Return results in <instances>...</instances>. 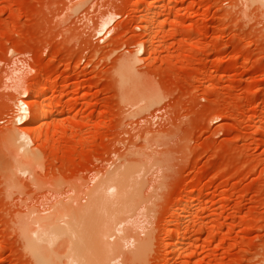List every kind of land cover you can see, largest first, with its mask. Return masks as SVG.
<instances>
[{
    "label": "rangeland",
    "instance_id": "obj_1",
    "mask_svg": "<svg viewBox=\"0 0 264 264\" xmlns=\"http://www.w3.org/2000/svg\"><path fill=\"white\" fill-rule=\"evenodd\" d=\"M261 5L0 0V264H37L27 241L35 219L54 218L61 206L67 212L87 207L104 180L96 199L102 202L95 201L83 220L115 224L112 230L111 222L98 220L112 232L106 242L118 239L102 245L124 247L122 262L115 263L117 247L118 258L107 256L110 264H264ZM122 60L131 61L122 62L131 67L125 77ZM150 90L159 100L142 103ZM34 92L41 96L36 102L29 98ZM47 106L49 116L39 124L37 113ZM35 130L40 133L34 137ZM9 133L15 135L10 145L19 147H7ZM21 149L35 152L36 163L24 162ZM124 192L135 201L126 202ZM120 196L127 204L116 211ZM78 218L79 226L72 223L77 235L41 244L51 264L66 263L68 240L77 242L83 232L90 243L97 232L102 247L99 222L83 231L87 220L81 226ZM123 230L130 239L120 238ZM172 240L181 247L171 249ZM97 250L98 259L89 254L93 250L84 252L94 256L92 264L103 257Z\"/></svg>",
    "mask_w": 264,
    "mask_h": 264
},
{
    "label": "bare ground",
    "instance_id": "obj_2",
    "mask_svg": "<svg viewBox=\"0 0 264 264\" xmlns=\"http://www.w3.org/2000/svg\"><path fill=\"white\" fill-rule=\"evenodd\" d=\"M173 1H174V0H173ZM260 3L262 4L261 6H264V0H260ZM263 9H264V7H263ZM112 19H113V17H112ZM113 21H114V20H113ZM105 27H106V25H105ZM105 27H104V29H105ZM106 28H107V27H106ZM110 30H111V29H110ZM103 31H104V30H103ZM107 31H108V30H107ZM110 32H111V31H110ZM143 52H144V51H143ZM125 59H127V58H125ZM127 60H128V59H127ZM123 61H124V60H122L120 64H123L126 60H125L124 62H123ZM132 61H133V59H132ZM122 62H123V63H122ZM134 62H135V61H134ZM130 63H131V61H130V62H129V61H128V62L126 61L125 64H129V65H130ZM125 64H123V66L120 65V67L122 68V70H121V68H119V72L123 73L124 77H125V74H126L125 72L128 71V72L130 73V70H129V69H131L130 66H128L129 68H127V65H125ZM123 68H124V70H126V69H127V70L124 71ZM125 68H126V69H125ZM132 71H133V70H131V72H132ZM121 73H120V74H121ZM127 74H128V73H127ZM127 74H126V75H127ZM121 75H122V74H121ZM123 75H122V77H123ZM42 86H43V85H42ZM42 86H41V88H43ZM41 88H40V89H37L38 92L41 90ZM37 90H36V91H37ZM23 91H24V92L26 91V93H27V90H23ZM38 92H34V94L31 93L32 96H31V94L28 93L27 95H30L31 97H29V96H26V97H29L31 100H34V101H35V99H36L35 97L37 96V98H38V96L40 95L39 93H41V92H39V93H38ZM39 97H41V96H39ZM156 97H157V94L155 95V93H153V92L150 90V93L144 95V96L140 99V101L142 102V100H143V101L146 100V101L149 102V104H150V102H153V101L157 102V101L159 100V96L157 97V100H156ZM29 98H28V100H29ZM34 98H35V99H34ZM34 101H30V103H32V102L34 103ZM146 101H145V102H146ZM35 102H36V101H35ZM142 103H144V102H142ZM149 104H145V106H146V105L149 106ZM48 105H50V104H48ZM145 106H144V107H145ZM49 107H51V105H50ZM40 108H41V107H40ZM40 108H39V109H40ZM43 108H44V110H42V111L40 112V110H41V109H40V110L38 111V113H37V115H38V114H39V115L36 116V117H37V122H39V124H40V123L43 124L44 121L47 119V116H49L48 114L50 113V111H49V113H48V111H47V110H49L48 106H47L48 109H46V110H45V107H43ZM51 108H52V107H51ZM51 108H50V109H51ZM39 128H40V127H39ZM39 128H38V130H40ZM13 130H14V129H13ZM13 130H12V132H14ZM38 130H35V131H37V132H35L34 137L36 136V134L38 135V134L40 133V131H38ZM10 131H11V130H10ZM21 131H22V130H21ZM17 132H18V131L15 130L14 134H17ZM5 133H6V132H5ZM14 134H13V133H9V134L6 136V138L9 139V142H7V143H9V145H10V139H11V141H13L12 139L15 137ZM18 134H21V133H18ZM3 135H5V134H3ZM1 136H2V135H1ZM1 136H0V137H1ZM16 137H17V139H19V138H22V139L25 138L24 135H19V136L16 135ZM36 138H37V137H36ZM36 138H35V139H36ZM15 139H16V138H15ZM38 139H40V138L38 137ZM21 141H22V140H21ZM21 141L19 140L18 142H21ZM13 142H14V141H13ZM18 142H17V143H18ZM11 143H12V142H11ZM24 143H25V142H24ZM27 143H28V142H27ZM25 144H26V143H25ZM25 144H24V145H25ZM15 146H16V144L14 143V145L12 144V145L7 146V147H12L13 149L19 147V145L16 146V147H15ZM12 148H11V150H12ZM9 149H10V148H9ZM15 150L17 151V149H15ZM22 151H23V149H21L20 154H22V156L24 157V159H25L24 162H28V160H29V162H32V161H33L32 163H34V164L36 163L35 161H37V160H36V157H37V156H36L35 152L33 153V152L31 151V152H32V153H31V152L29 151V154H28V151H27L26 154H23ZM9 152H10V151H9ZM25 152H26V151H25ZM12 154H13V153H12ZM15 154H16V153H15ZM16 155H17V154H16ZM14 156H15V155H14ZM20 156H21V155H20ZM13 159H14V158H13ZM19 160H20V159H19ZM34 160H35V161H34ZM22 161H23V160H22ZM22 161H21V162H22ZM17 163H19V161H16V164H17ZM18 166H19V169H20V167H21L20 163H19ZM21 169H23V167H21ZM21 169H20V170H21ZM118 169H120V168H118ZM25 170H26V167H25ZM121 170H122V169H121ZM127 170H128V169H127ZM110 173H111V172H110ZM125 173H126V172H125ZM137 173H138V172H137ZM120 174H121V173H120ZM121 175H123V174H121ZM121 175H120V176H121ZM131 176H132V175H131ZM123 177H124V176H123ZM134 177H135V176H134ZM132 178H133V176H132ZM101 179H102V178H101ZM135 179H136V178H134V180H135ZM130 180L132 181V179H130ZM126 181H128V180H126ZM134 182H135V181H134ZM134 182H132L134 185H133L131 188H133V187L135 186V183H134ZM136 182H138V181H136ZM13 183H14V182H13ZM98 183H99V182H98ZM127 183H128V182H127ZM130 183H131V182H130ZM104 184H105V180L102 181L97 187H95V190L93 189L94 191H93L92 193L90 192V193H91V197H90V198H91V201L88 202V203H90V204H89L87 207L84 206V208H77L76 210H73V209L71 210V209H70L71 211H70V212H69V211L67 212L66 209L63 208V207L61 206V205H64V203H61V202H60L61 205L58 203L57 206L60 205L61 208H57V207H56L57 209H56V211H55V213H54L55 216H52V217H54V218H49V220H42V219H35V218H34L35 221L33 222V224L36 225V229H34V226H33V229H34V230H33V229H31L32 231L30 230V232H29V240H27V241H28V245L31 246V248H30V247H29V248L32 250V252L34 253V256H35V257H36L35 251H36V253H37V257H36V262H37V264H51L50 261H49L50 263L48 262V258H47L45 255L42 254V253L45 252V249H44L45 247H42L41 244H44L45 242H47V243H51V242H52V245H53V244H54L53 241H54L55 239H57V238H58V240H59V239L62 240V239H63L62 236H63V237H64V236L66 237V236H71V235L76 234V233H75V230H76V229H75V230L73 229V225L75 224L74 221H75L76 223H78V222L76 221L77 217H79V218H78L79 221H80V219L82 218V223H80L81 226H82V225L86 222V220H87V222L82 226L83 231H84V228H83V227H84L87 223L90 224V222H91V224L93 223L94 225L90 226L91 224H90V225L87 224V226H85V230H88V229H90L91 227L93 228L94 226H96V229H97V227H99V225H100L99 228H101V229H100V230H97V231H100V232H101V233L98 232L99 235H100V243L102 242L101 245H102L103 242L105 241V238H106V237H109V236L112 234L111 231H110L111 234L108 233V232H109V231H108V230H109L108 226L110 227V224H112V222H111L110 220H109L108 222H111V223H109V225L107 224L108 226H107V225H104V226H106V228L102 230V227H103V226H101L100 223H101V221H104V220L106 219L105 217H104L105 219H102V217H100V218H97V217H96L97 221H96V220H95V221H94V220H93V221L90 220V222H89V220H88L87 218H86L85 221L83 220V219H84L83 217H84L85 215L88 214L89 210H91L92 207L95 208V207H94V206L96 205V204H95V201H96L97 197H99L98 194H100L99 192L103 189ZM137 184H138V183H136V186H137ZM139 185H140V183H139ZM139 185H138L137 189L140 188ZM119 186H120V185H119ZM130 186H131V184L129 185V187H130ZM124 187H125V186H124ZM117 189H118V188H117ZM127 189H128V188H127ZM103 190H104V189H103ZM124 190H125V189H124ZM130 190H132V189H130ZM135 190H136V188H135ZM139 190H140V189H139ZM118 191H119V190H118ZM118 191H117V193L122 194L121 191H120L121 193L118 192ZM125 191H126V190H125ZM128 191H129V190H128ZM130 192H131V191H130ZM135 192L137 193V191L132 190V193H133V194H135ZM124 193H126L125 195H127V192H124ZM132 193H130V195H131ZM138 193H140V192L138 191ZM138 193L136 194V196L138 195L137 198H138L139 195H140V194H138ZM133 194H132L131 196H128V195L125 196V195H124L125 197H128V199L126 200V202H128L129 198H130V200H131V201H129L130 203H132L133 201H135V198L133 197ZM116 195H117V194H116ZM134 196H135V195H134ZM136 196H135V197H136ZM125 197H124V198H125ZM132 197L134 198L133 201H132ZM106 198H107V196H106ZM120 198H121V196H120ZM120 198H119V200H118V198H116V199L120 202V201L123 199V198H121V199H120ZM137 198H136V199H137ZM86 199L88 200V198H86ZM99 199L101 200V197H99ZM125 199H126V198H125ZM84 200H85V199H84ZM100 200H98V201L101 203L102 201H100ZM111 200H113V198H112ZM114 200H115V197H114ZM117 200H116V201H117ZM98 201H96V203H97ZM106 201H107V200H106ZM118 201H117V202H118ZM84 202H86V201H84ZM117 202H114V203H117ZM119 202H118V207L116 206L117 204L114 205V206H116V211H117L118 209H119V210L122 209V207L120 208V206H122V204H127V203L124 202V200H123V202L121 201L122 203L120 202V205H119ZM129 202H128V203H129ZM105 203H107V202H105ZM130 203H129V204H130ZM66 204H67V203H66ZM71 204H72V203H71ZM79 204H80V203H79ZM108 204H109V202H108ZM55 205H56V204H55ZM97 205H98V204H97ZM100 205H101V204H100ZM102 205H104V204H102ZM132 205H133V204H132ZM132 205H130V206H132ZM60 206H59V207H60ZM81 206H82V205H81ZM98 206H99V205H98ZM106 206H107V205H106ZM108 206H109V205H108ZM53 207H54V206H53ZM111 207H112V206H111ZM124 207H125V206H124ZM124 207H123V208H124ZM127 207H128V205H127ZM127 207H125V208L127 209ZM96 208H97V206H96ZM100 208H101V207H100ZM117 208H118V209H117ZM130 208H131V207H129L128 210H132V208H131V209H130ZM53 209H54V208H52V210H53ZM114 209H115V208H114ZM142 209H143V208H142ZM67 210H68V209H67ZM119 210H118V211H119ZM125 211H126V210H125ZM125 211H123V213H124ZM50 212H51V211H50ZM90 212H91V211H90ZM90 212H89V213H90ZM110 212H111V211H110ZM131 212H132V211H131ZM30 213H33V211H30ZM30 213H28V214H30ZM34 213H38V212H35V211H34ZM67 213H68V214H67ZM120 213H121V211H120ZM123 213H122V214H123ZM127 213H128V211H127ZM129 213H130V212H129ZM38 214H39V213H38ZM118 214H119V212H118ZM122 214H120V215H122ZM124 214H126V213H124ZM34 215L36 216L37 214H34ZM34 215L32 214V215H30V216H34ZM40 215H41V214H40ZM40 215H38V216L40 217ZM47 215H48V214H47ZM64 215L69 216V218L64 217ZM70 215H71V216H70ZM88 215H89V214H88ZM90 215H92V214H90ZM94 215H95V214H94ZM103 215H104V214H103ZM120 215H119V216H120ZM38 216H36V217H38ZM43 216H44V215H43ZM43 216H42V217H43ZM45 216H46V215H45ZM116 216H117V214H116ZM26 217H27V216H26ZM39 217H38V218H39ZM63 217H64V218H63ZM108 217H109V216H108ZM127 217H128V216H127ZM130 217H131V216H130ZM130 217H128V218H130ZM75 218H76V219H75ZM88 218H91V217L89 216ZM93 218H94V217H93ZM93 218H92V219H93ZM112 218H113V217H112ZM115 218H116V217H115ZM61 219H63V220L66 219V220H67V221H64L65 224H64V226L62 225L63 227H61V226H60L61 224H59L60 222H63V220H61ZM73 219H75V220H73ZM94 219H95V218H94ZM126 219H127V218H126ZM28 220H29V219H28ZM60 220H61V221H60ZM98 220H101V221L99 222ZM111 220H112V219H111ZM116 220H117V218H116ZM116 220H114V218H113V222L116 221ZM124 220H125V219H124ZM83 221H84V222H83ZM105 221H106V220H105ZM105 221H104V223H108L107 221H106V222H105ZM119 221L121 222L120 219H119ZM122 221H123V219H122ZM24 222H25V221H24ZM31 222H32V221H31ZM80 222H81V221H80ZM95 222H96V223H95ZM98 222H99V225H97ZM117 222H118V221H116L115 223H117ZM123 222H124V221H123ZM72 223H74V224L72 225ZM130 223H131V222H130ZM31 224H32V223H31ZM118 224H119V222H118ZM77 225L79 226V223H78ZM77 225H75V227H76ZM122 225H124V223L121 224L120 226H122ZM130 225H131V224H130ZM81 226H80V227H81ZM124 226H125V229H126V227L129 226V225H124ZM124 226H122V227H124ZM28 227L32 228V226H28ZM75 227H74V228H75ZM86 227H87V228H86ZM88 227H89V228H88ZM114 227H115V224H113V227H110V229H112V228H114ZM122 227H121V229H124V228H122ZM30 228H28V229H30ZM78 228H79V227H78ZM24 229H25V227H24ZM82 229L80 228L81 233L83 232ZM93 229H94V228H93ZM121 229H120V230H121ZM125 229H124V230H125ZM26 230H27V228H26ZM112 230H113V229H112ZM124 230H123V232H122V233H123L122 236L120 235L121 233H120V234L118 233V234L121 236V237H120V236H119V237H120V238L124 237V238H126V239L128 240V238L131 237V236L128 237V235H127L128 232H126L127 230H126V231H124ZM76 231L78 232V229H77ZM88 231H89V230H88ZM90 231H91V230H90ZM93 231H96V230H92V232H93ZM121 231H122V230H121ZM25 232H26V231H25ZM124 232H125V233H124ZM81 233H80V234H81ZM85 233H88V232H83L84 235L81 234L80 237L78 236L79 239L76 237V239H77L78 241L75 242V243H73V242L71 241V239H70V241L67 239V240H68V243L70 242V244H69V246H68V248H67V251H66L67 253H65V255H64V256L67 258V262L64 263V264H87V262L84 261V258H85L88 254L86 255L84 252L86 251L87 248L90 249L91 246H92L91 244H92L97 238L99 239V237H98V235H95V234H97V232H93V233H95V234H92L91 236L95 237L96 239H95L93 242L90 243V241H92V237L89 235V238L91 237V238H90L91 240L88 239V238H87V235H88V234L86 235ZM107 233H108V236H107ZM113 233H115V232L113 231ZM176 233H177V232H176ZM176 233H175V234H176ZM25 234H26V233H25ZM89 234H90V232H89ZM125 234H126V235H125ZM173 234H174V232H173ZM175 234H174V235H175ZM27 235H28V234H26L24 237H26ZM76 235H77V234H76ZM94 235H95V236H94ZM124 235H125V236H124ZM176 235L178 236V234H176ZM82 236H83V240H82ZM84 236H86V240H84V239H85ZM117 236H118V235H117ZM117 236H115V234H114V235H113V237H114L113 239L118 238ZM126 236H127L128 238H127ZM59 237H60V238H59ZM110 237H111V236H110ZM148 237H149V236H148ZM66 238H67V237H66ZM70 238H71V237H70ZM124 238H123V239H124ZM149 238H151V237H149ZM172 238H174V237H172ZM178 238H179V237H178ZM178 238L176 237V241H177V240L179 241ZM26 239H28V238L26 237ZM74 239H75V238H74ZM107 239H108V238H107ZM111 239H112V238H111ZM129 239H130V238H129ZM131 239L134 240V241L130 240L132 243H133V242H134V243L136 242L135 239H133V236H132ZM147 239H148V238H147ZM64 240L67 241L66 239H64ZM102 240H103V241H102ZM119 240H120V239H119ZM144 240H145V239H144ZM174 240H175V239H174ZM27 241H26V242H27ZM56 241H57V240H56ZM79 241H81V242L84 241V243H86V244H85V245H84V244H80ZM86 241H87V242L89 241L88 244L90 245V247H89V245L87 246V242H86ZM109 241H110V242H112V241L114 242V241H118V239H116V240H112V241L109 240ZM109 241L107 240L108 243H110ZM145 241H146V240H145ZM145 241H144V242H145ZM176 241H175V242H176ZM178 241H177V242H178ZM105 242H106V241H105ZM105 242H104V243H105ZM107 242H106V244H107ZM119 242H122V241L120 240ZM144 242H141V241H140L139 244L142 246V243H144ZM172 242H174V241L172 240ZM175 242H174V244L171 246V249L176 250V249L178 248V246H179L178 243H179V244L181 243V242H178V243H177V242L175 243ZM78 243H79V244H78ZM94 243H95V245H96L97 241H95ZM94 243H93V246H94ZM132 243H131V246H132ZM146 243H147V241L145 242V244H146ZM61 244H62V242H61ZM65 244H66V242L63 243L64 246H65ZM114 244H116L117 247H118L117 242H115ZM127 244H128V242H127ZM83 245H84V246H83ZM121 245L123 246L122 243L120 244V247H122ZM133 245H134V244H133ZM43 246H44V245H43ZM50 246H51V245H50ZM82 246H83L84 248H85V246L87 247V248L85 249V251H84V248H82ZM98 246H99V245H98ZM98 246L96 245L97 248H93V247H92L93 249H92V248L90 249V251L93 250L92 252H90L89 249H88V252H90L89 254H91V253L94 252L95 255H96V251H94V250H95V249H96V250H97V249H98V250L101 249L100 253H103V257H102V259L99 258L100 261H99V260L97 261V262H99L98 264H107V262H108V264H110V263H109V262H110V259H107V256H108V258H109V255H108V254H110V255L113 254L112 256H110V257H112L111 260L113 261V256H116V257H117V255H119V254H118L119 251H120V254H121V255L119 256V259H116V260H118V261L115 262V263L122 262V261H120V259L122 258L121 256H123L122 253L124 252V251H123V250H124V247H122L121 249H120L119 247H118V248L116 247V248H117V249L115 248L116 251L118 250V251H117L118 253H117V252L115 251V249H114V246H112V247H108V246H106V245H102V247L100 246V247H101L100 249L98 248ZM137 246H138V245H137ZM143 246H144V245H143ZM143 246H142V247H143ZM66 247H67V246H66ZM104 247H105V248H104ZM126 247H128V246H126ZM133 247H134V246H133ZM139 247H140V246H138V248H139ZM179 247H181V246H179ZM32 248H34L35 251H34V249H32ZM40 248H43L44 251H43L42 249L40 250ZM81 248H82V249H81ZM136 248H137V247H135V249H136ZM138 248H137V249H138ZM119 249H120V250H119ZM122 249H123V250H122ZM126 249H127V248H126ZM46 250L50 251L49 247H48V249H46ZM82 250H83V252H82ZM98 250H97V253H98ZM113 250H114V251H113ZM121 251H122V253H121ZM41 252H42V253H41ZM86 252H87V251H86ZM88 252H87V253H88ZM113 252H114V253L116 252L117 255H114ZM45 253H47L46 255L49 254V252H45ZM81 253H82V255H81ZM132 253H133V252H132ZM135 254H137V250H136V252H135L133 255H135ZM91 255H92V254H91ZM131 255H132V254H130V256H131ZM133 255H132V257H133ZM50 256H51L50 258H52V254H51ZM84 256H85V257H84ZM97 256H98V255H96L95 258H97ZM101 256H102V255H101ZM130 256H129V258L127 257L129 260H130ZM83 257H84V258H83ZM93 257H94V256H92V257H89V255L87 256V261H88V258H89L88 264H89L91 261H92V262H91L90 264L93 263V260H92V259H94V262L96 261V259L93 258ZM116 257H114V259H115ZM120 257H121V258H120ZM90 258H92V259H90ZM117 258H118V257H117ZM127 258H126V259H127ZM97 259H98V258H97ZM85 260H86V259H85ZM106 260H107V261H106ZM133 260H134V259H132L131 262H133ZM129 262H130V261H129ZM53 263H54V262H53V260H52V264H53ZM119 264H120V263H119ZM121 264H122V263H121Z\"/></svg>",
    "mask_w": 264,
    "mask_h": 264
}]
</instances>
